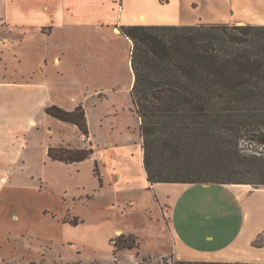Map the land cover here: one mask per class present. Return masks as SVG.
<instances>
[{"label": "rangeland", "instance_id": "374dc122", "mask_svg": "<svg viewBox=\"0 0 264 264\" xmlns=\"http://www.w3.org/2000/svg\"><path fill=\"white\" fill-rule=\"evenodd\" d=\"M115 2L120 10L123 0ZM208 2V10L192 7L182 19L236 24L224 10L227 0ZM125 6L115 13L126 25L142 5L126 0ZM4 8L0 0V264H172L179 260L176 230L194 227L236 243L261 222L264 191L248 206L217 185L150 187L131 98V42L113 24L51 34L13 30L6 28ZM243 19L241 25L253 24ZM80 105L88 137L45 113L50 106L73 111ZM54 146L92 149L93 156L52 161ZM120 236L139 247L117 251ZM254 243L264 245V231ZM233 247L228 242L221 250L234 255Z\"/></svg>", "mask_w": 264, "mask_h": 264}, {"label": "trees", "instance_id": "16d2710c", "mask_svg": "<svg viewBox=\"0 0 264 264\" xmlns=\"http://www.w3.org/2000/svg\"><path fill=\"white\" fill-rule=\"evenodd\" d=\"M131 42V98L140 119L142 163L155 184L264 188V25H123ZM45 113L89 136L85 110ZM93 150L54 146L52 161L73 164ZM116 250H134L120 236ZM253 246L263 248L264 245ZM164 264H168L167 260ZM172 264H264L193 262Z\"/></svg>", "mask_w": 264, "mask_h": 264}, {"label": "crops", "instance_id": "0c3cea01", "mask_svg": "<svg viewBox=\"0 0 264 264\" xmlns=\"http://www.w3.org/2000/svg\"><path fill=\"white\" fill-rule=\"evenodd\" d=\"M5 8L3 17L6 28L51 34L60 30H77L114 25L115 30L125 25L119 19L118 13L126 11V0L118 9L115 0H4ZM243 2V3H240ZM264 0H227L225 11L231 13L233 21L230 23L242 24L240 19L246 18L245 23L264 24ZM142 9L139 15H134L126 25H194L195 21H184L182 11L190 8H210L208 0H140ZM243 4L247 11L241 13L238 5ZM118 12V13H115ZM117 14V15H116ZM155 18L156 22L147 24V18ZM258 18V19H257ZM146 19V20H145ZM243 19V20H244ZM257 19L259 21H249ZM145 20V21H143ZM209 23V21H206ZM117 23V25H116ZM60 62L59 58H55ZM155 184L152 187H155ZM181 185V184H178ZM211 185H217L224 192H232L235 201L240 204L251 206L256 193L264 191V188L253 189L248 185H221V184H184L183 187L209 189ZM194 228V227H192ZM192 228L176 230L178 239V250L175 256L179 260L193 262H242V263H264L258 259L263 248L253 246V242L264 231V217L261 222L249 228L242 236L240 242L227 241L219 238L216 234H207L206 230L200 232ZM198 233V234H197ZM233 243L234 255H228L221 250L223 245ZM242 246V247H236ZM235 248V250H234Z\"/></svg>", "mask_w": 264, "mask_h": 264}]
</instances>
